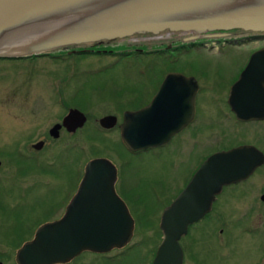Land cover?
<instances>
[{"label":"water","instance_id":"water-1","mask_svg":"<svg viewBox=\"0 0 264 264\" xmlns=\"http://www.w3.org/2000/svg\"><path fill=\"white\" fill-rule=\"evenodd\" d=\"M164 31L264 32V0H0V62L102 40L156 36ZM170 82L179 83L182 96L192 95L196 86L192 77L168 73L148 105L126 111L118 128L128 150L162 145L187 122L186 118L159 116L162 91ZM242 88L246 96L264 97V46L250 55L231 86L230 97H240ZM230 104L238 118L255 117L241 115L235 109L238 103ZM85 120L83 113L71 108L48 133L57 137L60 127L73 131ZM97 123L110 129L116 117L104 115ZM41 145L38 141L34 148ZM261 161V154L251 146L206 157L163 208L159 218L163 240L152 264H180V236L208 213L224 185L246 177ZM114 179L115 168L107 158L89 159L63 214L36 228L33 237L17 249L16 264L64 263L82 250L106 251L123 243L131 233L128 216L82 212V194H110L117 201Z\"/></svg>","mask_w":264,"mask_h":264},{"label":"flooded vegetation","instance_id":"flooded-vegetation-1","mask_svg":"<svg viewBox=\"0 0 264 264\" xmlns=\"http://www.w3.org/2000/svg\"><path fill=\"white\" fill-rule=\"evenodd\" d=\"M162 34L165 38L162 37ZM134 37L136 36L124 39L102 40L50 51L51 57L58 56L63 58L66 56L69 60L73 59L75 62L85 57L98 60L102 59L104 56H110L116 60L144 57L151 59L154 63L142 66L129 64L123 67H119L116 64L81 66L77 63L52 66L49 78L52 84H56V80L59 78V84L54 85L52 88L53 97L50 104L58 105L61 108V111L58 112L57 110V112H55L58 121L53 122L49 126L47 129L48 136L50 138L58 137L50 136L48 130L54 124L60 123L62 117L71 108L77 109L84 114L86 120L83 125H85L90 119L97 122L98 118L101 116L114 115L116 117V124L112 128L103 129L99 125L98 126L102 130H116L119 136L118 124L120 123L123 114L126 111H136L148 105L160 88L163 78L168 73H180L186 77H192L196 82V86L191 93L192 95L182 96V92L179 89V83L170 82L169 88H165L162 91L161 101L158 106L159 116L161 118H186L187 122L176 133L172 134L168 141L162 145L144 150L130 151L121 142L120 136L118 137L125 149L131 153L136 154L139 151L148 152L156 149L161 152L166 151L167 153L170 149V151H173L179 156L180 152L178 151L182 150V147L186 144L184 137H194L197 134L200 118L198 115V94L201 92L202 85L204 89L208 88V80L205 81L207 84L202 82V85L199 80V76L202 78H205L206 76L195 70L191 65L192 62L186 57L189 53L193 52H204L210 55L220 56L223 52H227L228 50L232 51L234 56L239 57L237 70L234 72L227 85H223V88L219 87V85L216 87L217 90L223 93L221 96L218 95L213 98L214 100H217L218 107L214 110L213 115L203 118L207 120L210 149L203 155L196 157V160L191 164L193 169L189 177H191L200 163L209 155L231 150L240 146L253 147L261 154L262 161L260 164L256 165L246 177L224 185L220 192L215 196L208 213L189 225L186 233L180 236L178 239V245L182 252V260L180 264H184L187 248V246L182 245V240L188 236L191 229H196L198 233L201 234V237L205 238L203 235L204 233L208 234L209 231L210 236H213L217 227L219 234L218 237L222 240L225 237L223 245H226V238L228 235L225 231L226 229L228 230V220L222 217L220 211L216 210L215 205L217 204L219 197L224 193H229V191L232 194L237 192L240 197L245 195L247 197V205L245 206V209L241 210V212L237 211L238 209L235 210V214L240 212L241 214L239 213V215L244 219V225L242 227L243 232L251 236L253 234L260 235L261 238L264 239V220H262V218H264V97L246 96L245 88H242V95L240 97H230L231 86L246 66L250 55L263 47L264 43L250 50L238 47L244 46L249 42L263 40L264 32L212 31L193 34L182 31H164L161 34L156 35L155 40H139L138 38L137 42H135ZM118 46H122L123 48H117ZM41 54L44 55L39 56V54H36L32 56H37L36 59L49 57L46 56V52ZM32 56L22 58L32 59ZM32 68L34 67L32 66ZM125 68L128 70L143 68L144 73L137 75L135 79L131 76L130 79L128 78L127 82H121L118 83V85H115L116 81L114 80L105 81L108 85L117 88V95L110 99L106 104V108L101 109L97 113L91 112L89 107H91L92 104L96 106V104L86 103L83 98L87 90L91 91L90 88L92 84H94L92 79L103 78V75L106 76L105 74L107 72H113V70L119 69L123 70ZM189 85L190 87L193 86L192 83ZM83 88L84 90H82ZM64 91L69 93L65 97L62 96ZM188 93H190V91ZM230 103H238V106L235 109L239 110L241 115L243 114V116H245L249 114V116L255 117H249L247 119L238 118ZM34 110L35 109L32 107L31 111L34 112ZM83 125L73 131H67L64 127H60L58 129V135L61 130L64 135L72 137L73 135L82 132ZM29 135H27L26 140L23 143L12 144L9 152H7V146L5 144L0 145V178H2L3 174L7 172L5 167L7 164V157L11 158L13 165L17 169V171L14 170L15 174L25 173L28 163L34 162V158H31V156L23 155L31 152L28 147L34 150H39L48 142L46 136L28 142ZM218 136L219 138H217ZM38 141H42V145L39 149H35L34 144ZM81 146L82 145L76 146L79 148L78 152H81ZM94 157L105 156L95 155L83 161L75 185V190L78 182L83 176L86 162ZM12 158L16 160L14 161ZM105 158H107L115 168L113 187L117 201H113L110 194H82V197L84 198L82 201V212L94 211L96 214H104L106 216H128L132 220L131 233L123 243L112 246L106 251L82 250L64 263L53 264H152L153 262L157 248L163 240V233L159 226L161 212L177 195L179 190L175 195L169 198L168 201L166 200L164 204L162 202L159 203V201L162 200L156 195L151 196L145 193L134 192V167L130 162L124 161V159L115 162L111 158ZM75 190L66 198H61L57 201L55 200L53 201V204L47 205L48 207L42 210L41 216L34 214V203L32 205H27L26 207H22L20 204L15 206L17 208L11 209H5L0 203V238L3 242H9V244H7V249H0V264H16L15 254L17 249L33 237L34 231L38 226L45 222L58 219L63 214L65 206L74 195ZM22 197V195H16L14 200H18L21 203ZM238 199L240 200L241 198ZM32 214H34V217L26 221L24 224L19 223V219H23L28 215L32 216ZM148 214H150L151 219L149 218L148 221H145ZM43 216H48V219H43ZM155 217H157V220L154 224ZM255 218H261V221H255ZM221 232L224 237H220ZM197 238L194 237L190 242L191 250L193 249V246L197 247ZM192 259L194 262H197L193 250Z\"/></svg>","mask_w":264,"mask_h":264},{"label":"rangeland","instance_id":"rangeland-1","mask_svg":"<svg viewBox=\"0 0 264 264\" xmlns=\"http://www.w3.org/2000/svg\"><path fill=\"white\" fill-rule=\"evenodd\" d=\"M162 37L165 38L163 34ZM134 38L135 42L138 41V38L139 40L156 39L155 36L147 35ZM262 43H264V39L249 42L238 48L250 50ZM186 58L192 62L191 65L195 70L207 77L199 76V80L201 85L208 80V88L204 89L202 85L201 92L198 94V115L200 118L197 134L194 137H184L186 144L182 150L178 151L180 152L179 156L170 149L167 153L158 151V149L131 153L121 144L116 130V132L102 130L92 119L83 125L82 132L79 134L70 137L64 135L60 130L57 138H50L47 129L53 122L58 121L55 112L61 111V108L56 104H50L53 97L52 88L59 84V78L56 80V84H52L49 73L52 66L62 65V63L39 58L33 63L34 70H32L31 66L25 65V62H0V145L5 144L7 152H9L12 144L23 143L29 134L28 142L43 136L48 138V142L39 150L28 147L31 152L23 154L34 158V162L28 163L25 173L15 174L14 170L17 171V169L13 165V161L10 157L6 158L7 172L0 178V203L4 208H17L15 206L20 204L22 207H26L34 203V214L41 216L42 210L47 208V205L53 204L55 200L66 198L75 190L83 161L95 155L111 158L115 162L122 159L130 162L134 167V192L156 195L162 200L159 203L164 204L166 200L168 201L178 190L183 188L185 182L190 178L193 169L191 164L196 160V157L210 149L207 120L203 118L213 115L214 110L218 107L217 100L213 98L223 94L216 87L219 85L223 88V85H227L237 70L239 62V57L234 56V53L229 50L220 56L193 52L189 53ZM76 63L81 66L116 64L123 67L129 64L150 65L154 62L144 57L116 60L113 57L104 56L98 60L85 57ZM143 73V68L134 70L125 68L107 72L105 75L112 77L116 81L115 85H118V83L127 82L131 76L135 79L137 75ZM102 79L94 78L92 81L96 82ZM116 89V87L106 84L105 87L94 93L87 90L83 100L86 103H95L96 106L92 104L89 109L91 112L97 113L107 107L106 104L110 101L109 92H116ZM68 94L64 91L62 96L65 97ZM32 107L35 109L34 112L31 111ZM80 145H82V149L81 152H78L79 148L76 146ZM16 195L23 196L21 203L14 200ZM242 197L237 192L232 194L229 191V193L221 195L215 205L222 217L228 220V230H224L228 235L226 245H223L225 237L222 232L220 237L223 236V240L218 237L217 227L213 236H210L209 231L208 234L204 233L205 238H202L196 229H191L188 236L182 240V245L187 246L184 264H264V239L260 235L245 234L242 230L244 219L239 213L247 205L246 195ZM236 209L240 211L238 214H235ZM34 214L19 219V223L24 224L34 217ZM149 218L151 219L150 214L145 221H148ZM156 220L157 217H155L154 224ZM256 220L261 221V218H255ZM194 237L197 238L198 243L197 247L193 246L192 250L196 255L197 262L192 259L190 247V242ZM4 242H0L1 250L7 249V244H9L7 241Z\"/></svg>","mask_w":264,"mask_h":264},{"label":"trees","instance_id":"trees-1","mask_svg":"<svg viewBox=\"0 0 264 264\" xmlns=\"http://www.w3.org/2000/svg\"><path fill=\"white\" fill-rule=\"evenodd\" d=\"M117 48H123L122 46H118ZM47 54H46V56H49L47 59L50 61V62H60V63H62V65H71V64H73V63H76L73 59L72 60H69V58H67L66 56L65 57H58V56H53V57H51V54H50V52H46ZM40 55H44V54H39V56ZM36 57L37 56H32V59L31 58H27V59H25V58H18V59H13V60H16V61H21V62H25L26 64V66H28V67H30L31 66V68L30 69H32V70H34L33 68H32V65H33V63L35 62V60H36ZM50 74V73H49ZM107 80H114L112 77H107V76H104L103 77V79L101 80V81H96V82H94V84H92V86H91V88H90V90H91V93H94V92H96V91H98L100 88H102V87H105V85L107 84V83H105V81H107ZM111 86V85H110ZM86 89V88H85ZM82 90H84V88L82 89ZM87 92V91H86ZM115 95H117V93L116 92H113V93H111V92H109V100L112 98V97H114ZM43 219H48V216H43L42 217Z\"/></svg>","mask_w":264,"mask_h":264}]
</instances>
